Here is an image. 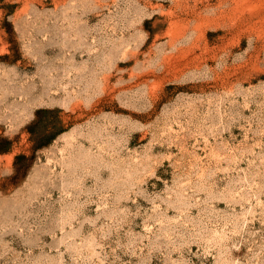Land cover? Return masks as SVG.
<instances>
[{"label": "rangeland", "instance_id": "rangeland-1", "mask_svg": "<svg viewBox=\"0 0 264 264\" xmlns=\"http://www.w3.org/2000/svg\"><path fill=\"white\" fill-rule=\"evenodd\" d=\"M0 264H264V0H0Z\"/></svg>", "mask_w": 264, "mask_h": 264}, {"label": "bare ground", "instance_id": "bare-ground-1", "mask_svg": "<svg viewBox=\"0 0 264 264\" xmlns=\"http://www.w3.org/2000/svg\"><path fill=\"white\" fill-rule=\"evenodd\" d=\"M240 7V6H239ZM242 7V6H241ZM244 7V6H243ZM235 8H236V6H235ZM238 9V8H237ZM235 10V9H234Z\"/></svg>", "mask_w": 264, "mask_h": 264}]
</instances>
